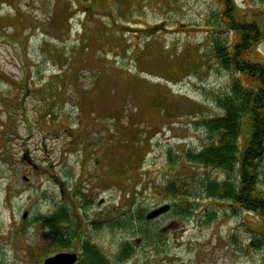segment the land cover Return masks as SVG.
Returning a JSON list of instances; mask_svg holds the SVG:
<instances>
[{"label": "rangeland", "instance_id": "rangeland-1", "mask_svg": "<svg viewBox=\"0 0 264 264\" xmlns=\"http://www.w3.org/2000/svg\"><path fill=\"white\" fill-rule=\"evenodd\" d=\"M236 1L264 28V0ZM217 12L215 0H0V264H43L63 249L79 261L83 240L107 264H264L259 215L196 183L187 200L160 191L204 170L186 153L209 141L199 118L220 111L213 96L232 76L206 38ZM183 50L193 71L169 78L164 59ZM254 53L264 60V37ZM136 137L145 145L129 165ZM59 204L67 227L78 224L67 247L36 220ZM124 241L135 251L118 263Z\"/></svg>", "mask_w": 264, "mask_h": 264}, {"label": "trees", "instance_id": "trees-1", "mask_svg": "<svg viewBox=\"0 0 264 264\" xmlns=\"http://www.w3.org/2000/svg\"><path fill=\"white\" fill-rule=\"evenodd\" d=\"M215 1L220 20L212 25L213 31L209 30L206 38L214 62L232 74L231 80L226 92L213 96L220 111L199 118L208 132L209 141L200 150H188L186 153L187 160L203 166L202 176L201 173L174 176L167 180L162 187L163 191H160L166 197L183 196L187 200L188 195L192 194L191 187L196 183L209 197L227 198L232 210L238 206L253 211L264 223V60H260V56L254 53L264 37V28L254 18H248L244 7L236 0ZM60 17L63 21L64 13L61 12ZM168 59L166 69L169 78H176L174 73L182 74L187 71V74L193 71L189 68L195 61L187 50L173 52L164 61ZM60 68L57 73L59 77L63 76V71H71ZM139 71L144 72V69ZM241 77L247 78V81ZM127 145L134 151L132 158L127 155L128 164L131 165L130 159L136 162L140 160L139 153L143 150L145 141L141 137L130 138ZM209 168L223 171V178H210L207 171ZM180 206V213L188 212L186 202H182ZM145 218L142 211L138 212V221ZM36 220L55 235V245L60 247L69 246L78 230V224L74 228L71 225L67 227L69 214L63 204L39 214ZM145 221L147 222L146 219ZM121 223V220L117 221L118 225ZM139 230L145 236L150 232L145 225ZM152 236L159 238L160 234ZM254 238L257 242L261 240L260 237ZM134 251L130 241L122 242L117 255L118 263L131 257ZM79 258L76 264L108 263L105 254L88 240L81 242Z\"/></svg>", "mask_w": 264, "mask_h": 264}, {"label": "water", "instance_id": "water-1", "mask_svg": "<svg viewBox=\"0 0 264 264\" xmlns=\"http://www.w3.org/2000/svg\"><path fill=\"white\" fill-rule=\"evenodd\" d=\"M169 205L167 203H164L162 205H159L157 207H154L152 210H149L146 213L147 218H153L165 210H167ZM26 212H24L25 216ZM77 259V254L75 252H66V251H60L56 252L53 255H49L43 259L44 264H74Z\"/></svg>", "mask_w": 264, "mask_h": 264}]
</instances>
